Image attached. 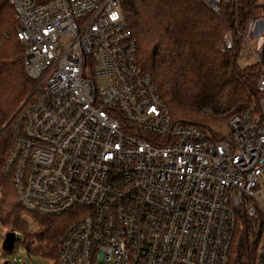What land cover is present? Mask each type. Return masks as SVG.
Instances as JSON below:
<instances>
[{
  "label": "built area",
  "instance_id": "1",
  "mask_svg": "<svg viewBox=\"0 0 264 264\" xmlns=\"http://www.w3.org/2000/svg\"><path fill=\"white\" fill-rule=\"evenodd\" d=\"M7 1L36 84L4 172L27 212L73 218L54 264H228L238 214L260 228L264 264V0L221 46L240 37L239 61L263 63L260 98L211 128L173 124L126 0Z\"/></svg>",
  "mask_w": 264,
  "mask_h": 264
},
{
  "label": "trees",
  "instance_id": "2",
  "mask_svg": "<svg viewBox=\"0 0 264 264\" xmlns=\"http://www.w3.org/2000/svg\"><path fill=\"white\" fill-rule=\"evenodd\" d=\"M255 1L224 2L218 13L202 0H129L125 4L139 64L157 81L175 126L211 128L259 100L257 81L263 63L242 67L240 37L232 50H221L226 31L247 32ZM17 27L15 9L0 0V131L36 84L26 73ZM10 126L0 132V220L6 230L25 234L23 245L29 253L56 260L69 223L64 216L69 213L45 216L23 207L12 177L4 172L13 148ZM25 213L44 229L42 233L29 232ZM237 217L228 264H255L260 228L253 232L251 220L242 214ZM18 245L16 239L14 248Z\"/></svg>",
  "mask_w": 264,
  "mask_h": 264
},
{
  "label": "rangeland",
  "instance_id": "3",
  "mask_svg": "<svg viewBox=\"0 0 264 264\" xmlns=\"http://www.w3.org/2000/svg\"><path fill=\"white\" fill-rule=\"evenodd\" d=\"M38 1L41 2V1H45V0H38ZM128 2H129V0H126L125 4H127ZM261 11L262 10H260L259 12H261ZM239 63L242 65V67H246V66L250 65V64L245 65L240 61H239ZM252 64H254V63H251V65ZM203 110L206 111L207 113L210 112V108H203ZM16 111L17 110H15V112ZM15 112L13 113V115L15 114ZM13 115L10 117L8 122H10ZM8 122L6 124H8ZM224 123H226V122H223L222 124H224ZM0 198H1V191H0ZM64 217H65V220H67L69 222L68 223V227H69L72 224L73 218L71 217V215H66ZM23 218L28 223L29 232L31 234H34V233L38 234V233L43 232L44 229L36 223V221L32 218V216L29 213H25L23 215ZM68 227H67V229H68ZM6 232L7 231H6L5 227L3 226V224L0 220V264H5L6 262H12V261H15V264H54L55 260L50 259L48 257H45L42 254H39L36 252L29 253L30 251H28L26 246L23 245V241L25 240V234L21 231H16V237H17L16 239L18 240L19 245L16 246V248H13V250H11V251L4 250L3 242H4ZM251 240H253V238H251ZM37 243L38 242H36L34 244V246H36Z\"/></svg>",
  "mask_w": 264,
  "mask_h": 264
},
{
  "label": "water",
  "instance_id": "4",
  "mask_svg": "<svg viewBox=\"0 0 264 264\" xmlns=\"http://www.w3.org/2000/svg\"><path fill=\"white\" fill-rule=\"evenodd\" d=\"M9 124V122H8ZM6 124V125H8ZM6 125L2 128V130L0 132H3V130L5 129ZM16 232L13 230L7 231L5 238H4V242H3V248L6 251H11L14 248L15 245V240H16ZM7 264V262L5 263Z\"/></svg>",
  "mask_w": 264,
  "mask_h": 264
}]
</instances>
